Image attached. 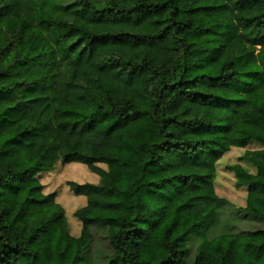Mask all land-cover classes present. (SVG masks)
<instances>
[{"label": "trees", "instance_id": "16d2710c", "mask_svg": "<svg viewBox=\"0 0 264 264\" xmlns=\"http://www.w3.org/2000/svg\"><path fill=\"white\" fill-rule=\"evenodd\" d=\"M264 221V0H0V264H264L262 229L218 231V163ZM95 182L70 232L43 173ZM262 224V223H261ZM263 225V224H262ZM222 232V233H221Z\"/></svg>", "mask_w": 264, "mask_h": 264}, {"label": "rangeland", "instance_id": "374dc122", "mask_svg": "<svg viewBox=\"0 0 264 264\" xmlns=\"http://www.w3.org/2000/svg\"><path fill=\"white\" fill-rule=\"evenodd\" d=\"M259 145L256 143L250 144L246 148H232L227 152L219 161L217 169L218 175L215 182L216 193L221 197L222 203L220 207V220L217 224L219 232L237 231L246 229H262L264 221L256 222L251 219L244 211L246 205L247 188L238 184L234 172L231 167L235 164L242 163L250 170L254 169L245 161L241 160L247 148L255 149ZM97 176L91 173L86 166L79 163H71L66 165L57 166V168L50 173H43L41 181L45 185V192H56L57 200L65 208L70 232L73 235H79L81 226L74 217V212L80 206H83V198L76 195L70 183H92L95 182ZM263 225H262V224ZM264 228V227H263ZM225 230V231H223ZM221 232V233H222ZM93 250L91 249L90 259L92 264H104L101 259L102 252H105L106 241L104 233L100 230L94 231ZM200 240L192 238L188 245L192 252L187 257V264H191L194 255L196 254L195 248Z\"/></svg>", "mask_w": 264, "mask_h": 264}]
</instances>
